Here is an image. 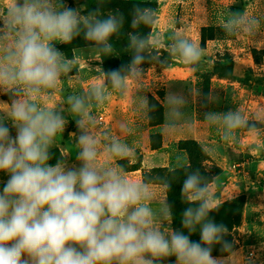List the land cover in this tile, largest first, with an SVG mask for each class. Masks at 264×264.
<instances>
[{"label": "rangeland", "instance_id": "obj_1", "mask_svg": "<svg viewBox=\"0 0 264 264\" xmlns=\"http://www.w3.org/2000/svg\"><path fill=\"white\" fill-rule=\"evenodd\" d=\"M62 5L82 17L98 10L100 18L115 16L121 24L109 38L110 54L87 40L83 30L67 44L53 42L72 67L35 100L41 108L56 109L66 121L63 134L53 142L49 163L62 159L68 167L80 164L75 138L69 135L78 132L69 98L85 101L94 121L88 131L98 139L100 152L113 142L126 146L128 157L117 156L118 165L128 172L145 164L144 182L163 187L165 194L169 177L190 166L179 144L194 141L204 152L196 154L203 183L216 197L217 207L209 216L228 229L223 238L233 243L232 264H245L250 254L255 264H264V0H62ZM137 8L152 10L151 23L138 21L133 26ZM133 35L145 40L140 52L144 59L137 75L128 76L124 70L125 87L117 89L106 73L131 65L137 54ZM181 39L199 48L198 62H184L177 48ZM98 84L103 86L99 100L90 91ZM178 93L186 99L180 100ZM188 98L192 114L180 117L177 112ZM11 99L0 88V106ZM229 112L239 113L245 124L228 128L224 115ZM208 114L215 119H207ZM178 118L185 119L181 125ZM116 126L122 133L111 135ZM242 148L245 157H235L226 170L210 156L220 152L221 160L225 152ZM186 177L178 181L176 224L165 222L181 231L184 210L196 207L182 196ZM6 179L0 173V181ZM165 201L169 203L167 195ZM191 239L199 240V232ZM224 255L221 245L214 246L213 256ZM164 264H175V257Z\"/></svg>", "mask_w": 264, "mask_h": 264}, {"label": "clouds", "instance_id": "obj_2", "mask_svg": "<svg viewBox=\"0 0 264 264\" xmlns=\"http://www.w3.org/2000/svg\"><path fill=\"white\" fill-rule=\"evenodd\" d=\"M97 11L82 17L63 7L62 0H0V88L12 97L9 105L0 106V173L7 176L0 181V264H164L171 257L175 264H232L233 243L223 238L226 226L209 216L216 197L199 171L183 181L182 196L196 205L184 210L183 231L166 226L173 219L167 201L153 209L147 184L130 179L123 165L99 162V141L88 131L94 121L83 99L69 98L78 130L69 135L75 138L79 167H68L62 159L49 163L66 121L35 100L72 67L53 42L67 44L83 30L87 40L110 54L108 41L121 21L100 18ZM136 13L133 26L151 23V9ZM131 45L137 53L131 65L106 73L114 88H124V70L137 75L144 59L145 40L133 35ZM177 48L185 63L199 61L195 44L181 39ZM90 91L99 100L103 86ZM206 118L215 119L212 114ZM224 122L228 128L245 124L232 112ZM107 152L128 157L127 147L117 142ZM197 232L200 239H191ZM216 245L224 256H213ZM245 264H255L251 254Z\"/></svg>", "mask_w": 264, "mask_h": 264}, {"label": "crops", "instance_id": "obj_3", "mask_svg": "<svg viewBox=\"0 0 264 264\" xmlns=\"http://www.w3.org/2000/svg\"><path fill=\"white\" fill-rule=\"evenodd\" d=\"M176 97H179L180 100L182 99H186V97L184 95H182L181 93H178L176 95ZM181 105V104H180ZM183 108L182 110L179 109L177 114L178 116L182 117V115L185 117L187 116V114H192L191 113V108H190V105H191V100L190 98H188V103H183ZM184 117V118H185ZM124 119V117H122V120ZM166 119H167V114H166ZM179 120V118H178ZM177 120V121H178ZM183 120L185 119H180L178 121V125H181V123L183 122ZM168 121V120H167ZM166 121V122H167ZM168 123V122H167ZM114 133H112L111 135L115 134V135H119L122 133V130L120 128V126H116L115 129L113 130ZM178 137L181 136L177 134ZM245 149H241V150H233L234 152H237L234 153L232 152V150L228 151V154L225 152L224 153V157L223 159L219 160L218 157L222 154L220 152H211V158L215 161V162H219L220 163V166L223 170H226L225 166L227 167L229 163L231 162H234V158L237 157V158H242V157H245V152H244ZM101 155H100V158H99V162L103 165V164H107V166L109 167H112V168H118V158L117 156H112V155H109V153L107 152V149H104V151H101L100 152ZM133 165V161H130V165ZM80 164H76L77 167H79ZM144 165L143 164V167H140L139 169H133L131 171H128L126 172L127 176L134 180V181H139V182H144ZM146 184V183H145ZM148 186V190L149 192L153 195L154 199L150 202L151 203V207L153 209H159L164 203H165V197H166V194H165V190L163 187L161 186H158V185H147Z\"/></svg>", "mask_w": 264, "mask_h": 264}, {"label": "trees", "instance_id": "obj_4", "mask_svg": "<svg viewBox=\"0 0 264 264\" xmlns=\"http://www.w3.org/2000/svg\"><path fill=\"white\" fill-rule=\"evenodd\" d=\"M197 148H196V147ZM179 147L183 150L186 151L187 154L190 157V166L188 168H185L183 171H178L176 173H174V175H172L171 177H169L168 179V183L166 184V188H167V198H169V203L170 207L172 209V216H173V224H176L177 221V203H176V196H178V189H179V180H181V178L183 176H188L190 173H194L196 171H199V173L201 174V172H203V170H201V166H200V159L196 158V154L197 153H203V150L201 148H198L199 145L197 143H195L194 141H190L189 143L186 142H181L179 144ZM134 169H139L138 168H134ZM179 181V182H178Z\"/></svg>", "mask_w": 264, "mask_h": 264}, {"label": "built area", "instance_id": "obj_5", "mask_svg": "<svg viewBox=\"0 0 264 264\" xmlns=\"http://www.w3.org/2000/svg\"><path fill=\"white\" fill-rule=\"evenodd\" d=\"M103 119H100V121L98 122L99 124H103L104 122L102 121Z\"/></svg>", "mask_w": 264, "mask_h": 264}]
</instances>
